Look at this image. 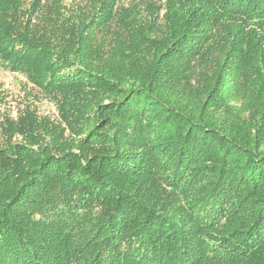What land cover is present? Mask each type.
Wrapping results in <instances>:
<instances>
[{
	"label": "trees",
	"instance_id": "obj_1",
	"mask_svg": "<svg viewBox=\"0 0 264 264\" xmlns=\"http://www.w3.org/2000/svg\"><path fill=\"white\" fill-rule=\"evenodd\" d=\"M0 66L48 95L0 130V264H264V0H0Z\"/></svg>",
	"mask_w": 264,
	"mask_h": 264
},
{
	"label": "rangeland",
	"instance_id": "obj_2",
	"mask_svg": "<svg viewBox=\"0 0 264 264\" xmlns=\"http://www.w3.org/2000/svg\"><path fill=\"white\" fill-rule=\"evenodd\" d=\"M29 88L30 85L27 86L23 75L5 70L0 66V130L8 115L16 117L27 104H30L40 116L58 118L56 104L52 98L31 91Z\"/></svg>",
	"mask_w": 264,
	"mask_h": 264
}]
</instances>
